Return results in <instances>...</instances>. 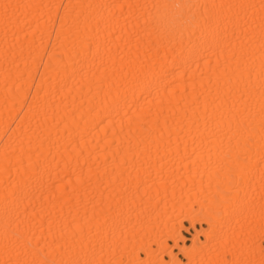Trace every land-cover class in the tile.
Wrapping results in <instances>:
<instances>
[{
  "label": "bare ground",
  "instance_id": "6f19581e",
  "mask_svg": "<svg viewBox=\"0 0 264 264\" xmlns=\"http://www.w3.org/2000/svg\"><path fill=\"white\" fill-rule=\"evenodd\" d=\"M148 234L264 264V0H0V264H151Z\"/></svg>",
  "mask_w": 264,
  "mask_h": 264
},
{
  "label": "rangeland",
  "instance_id": "374dc122",
  "mask_svg": "<svg viewBox=\"0 0 264 264\" xmlns=\"http://www.w3.org/2000/svg\"><path fill=\"white\" fill-rule=\"evenodd\" d=\"M202 163V162H201ZM205 166H207V165H201L200 163H196V164H194L193 166H192V168H191V170L192 171H190V175H193L194 174V169L196 170H201V169H203ZM211 166H214V167H216V164L215 165H212V164H209L208 165V167L207 168H210ZM218 168H220L221 167V163L217 166ZM226 168H228V170L229 171H235V170H237L238 169V167H232V166H226ZM207 196H206V192H202L201 194H200V196H194V197H191L190 199H188V200H186V202H187V204H186V206L184 205V204H182V208L181 207H176L177 209L173 212L174 213V215H176L177 217H179V215H177V210H179L180 212H182V210H183V208H187V206H191L192 207V209H191V212L193 213V214H198L200 217H203L204 216V211L207 209L209 212H210V206L208 205V204H206L208 201L207 200H205V198H206ZM244 199H246V197H248V192L246 193V194H244ZM179 205V204H178ZM231 206H233V205H231ZM232 208V207H231ZM231 208H228L229 210L231 209ZM229 210L228 211H226V212H228V213H226V215H222V214H220V208H219V212H217L215 215H216V217H217V223L218 222H221L220 223V225H221V227L223 228V229H226L225 228V225H227V223L226 222H223V221H228L229 220ZM225 217V218H224ZM226 219H228V220H226ZM229 224V223H228ZM189 227V223L187 222V221H184V222H182V224H181V228H182V230L180 231V235L182 236V237H184V239H185V244L186 245H189L190 243H191V239H192V237L194 236V234H195V232L196 231H199V230H206L207 228H208V226L206 225V224H202V225H200V224H196V226H195V228L194 229H192V228H190L188 231H186V229ZM235 230H236V232L238 231V232H241V229H237V227H235ZM129 239H131V238H129ZM144 239V240H143ZM200 239H202V240H205L204 239V237L203 236H201L200 237ZM137 237L136 236H134V239H132V241L130 240L129 242V246L128 247H126V248H128V250L126 249V248H124L123 249V252H122V254H125L124 256H123V258H122V263L123 264H131L132 263V259H131V253H132V255L138 250L137 248H138V246H137V243L139 242H137ZM142 240L143 241H140V242H143V243H145L146 241H148V243H149V241H150V243H151V237L149 236V234H148V236L147 235H145L144 236V238H142ZM132 242H133V244H132ZM219 244V243H218ZM171 245H173V241L172 240H167V246H171ZM179 245H183V243L182 242H180L179 243ZM137 247V248H136ZM150 247H151V250H152V253H151V255L149 256V258H148V260L147 261H151V264H156V262L154 261V259H155V256H157V258L160 256L159 255V253L160 254H163L162 253V251L161 250H159L158 249V247H159V244L157 243L156 244V242L153 244V243H151V245H150ZM261 247L262 248H264V240H262L261 241ZM130 249V250H129ZM125 250H127V252L125 251ZM131 252V253H130ZM127 254V255H126ZM173 254H176L177 255V257L180 259V261L181 262H183V263H185V262H187L188 260L187 259H185V258H183L182 257V255H180L179 254V250L178 249H174L173 250ZM125 256H129V257H126V258H128V259H126L125 258ZM131 256V257H130ZM200 255H196L195 256V258H196V260H200L199 257ZM146 255L144 254V253H139V257H138V259L137 260H146ZM102 260H97L95 263L96 264H113L112 263V259L110 258V257H108V258H104V256H102ZM227 258H230L229 256H227ZM163 259H164V261H168V262H170V259H169V257L167 256V255H164L163 256ZM129 260V261H128ZM238 260V259H237ZM100 261V263H98ZM103 261H104V263H103ZM147 261H145V263L147 262ZM200 261H202V260H200ZM204 261V262H203ZM202 262H203V264L204 263H206V261L205 260H203ZM127 262V263H126ZM130 262V263H129ZM134 263H135V261H134ZM200 263V262H199ZM198 262H197V264H199ZM202 264V263H201Z\"/></svg>",
  "mask_w": 264,
  "mask_h": 264
}]
</instances>
